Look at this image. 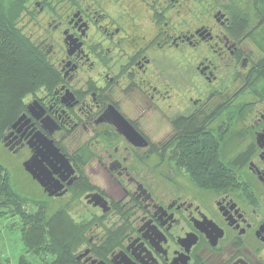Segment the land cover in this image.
Returning <instances> with one entry per match:
<instances>
[{
  "label": "flooded vegetation",
  "instance_id": "obj_1",
  "mask_svg": "<svg viewBox=\"0 0 264 264\" xmlns=\"http://www.w3.org/2000/svg\"><path fill=\"white\" fill-rule=\"evenodd\" d=\"M261 22L258 0L28 1L50 75L1 143L84 229L73 264H264ZM214 142L232 175L202 189L183 151Z\"/></svg>",
  "mask_w": 264,
  "mask_h": 264
},
{
  "label": "trees",
  "instance_id": "obj_2",
  "mask_svg": "<svg viewBox=\"0 0 264 264\" xmlns=\"http://www.w3.org/2000/svg\"><path fill=\"white\" fill-rule=\"evenodd\" d=\"M28 1L0 0V144L3 132L18 110L21 97L45 83L50 75V67L41 52L18 26ZM258 5L262 22L256 42L264 54V0H258ZM183 154L188 163L185 169L199 188L223 186L232 175L230 170L220 165V150L215 142L211 148L189 146ZM9 212L22 221L20 230L25 250L17 264H39L27 258L26 252L35 259H46L45 255H50V260L43 264H73L72 253L84 241V229L75 224L66 212L60 210L48 214L45 203L20 197L10 185L6 169L0 164V219ZM7 262L10 261L6 259L3 263L0 258V264Z\"/></svg>",
  "mask_w": 264,
  "mask_h": 264
},
{
  "label": "rangeland",
  "instance_id": "obj_3",
  "mask_svg": "<svg viewBox=\"0 0 264 264\" xmlns=\"http://www.w3.org/2000/svg\"><path fill=\"white\" fill-rule=\"evenodd\" d=\"M23 159L24 156L11 153L0 144V164L6 169L10 185L14 191L22 198L48 203L49 199L42 193L36 182L24 171ZM11 215L9 212L6 217L0 219V258L3 263L7 259L10 261L7 263L17 264L19 256L24 254L25 250L20 230L22 229V221L18 216ZM26 253L27 258L34 259L39 264H43L51 258L50 255H45L46 259H35L34 256L28 252Z\"/></svg>",
  "mask_w": 264,
  "mask_h": 264
},
{
  "label": "water",
  "instance_id": "obj_4",
  "mask_svg": "<svg viewBox=\"0 0 264 264\" xmlns=\"http://www.w3.org/2000/svg\"><path fill=\"white\" fill-rule=\"evenodd\" d=\"M49 144H50V148L53 149V152H54L55 154H59L58 151H57V149H56V148L54 147V145L52 144V141H51V140L49 141ZM34 162H36L34 158L25 161V162L23 163V166H24L25 170H26L27 172H29V173L32 175V177L38 181V183L44 188L45 191H49V195H52V192L50 191V189H49V187H48L47 175L44 174V175H43V178H42V177H40V175H39L40 172H38V174H36L35 171L33 170V165L35 164ZM65 162L67 163V161H65ZM38 164H39V166H40V162H38ZM67 164H68V163H67ZM45 179H46L47 181H45Z\"/></svg>",
  "mask_w": 264,
  "mask_h": 264
},
{
  "label": "built area",
  "instance_id": "obj_5",
  "mask_svg": "<svg viewBox=\"0 0 264 264\" xmlns=\"http://www.w3.org/2000/svg\"><path fill=\"white\" fill-rule=\"evenodd\" d=\"M8 264H12V263H8Z\"/></svg>",
  "mask_w": 264,
  "mask_h": 264
}]
</instances>
